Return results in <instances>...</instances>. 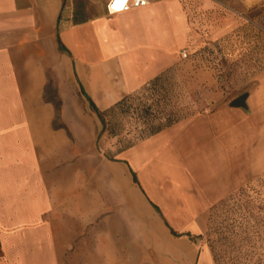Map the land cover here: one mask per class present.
Segmentation results:
<instances>
[{
    "label": "crops",
    "instance_id": "1",
    "mask_svg": "<svg viewBox=\"0 0 264 264\" xmlns=\"http://www.w3.org/2000/svg\"><path fill=\"white\" fill-rule=\"evenodd\" d=\"M106 1L76 21L73 0H0V264H112L97 238L82 241L83 148L101 128L89 102L109 108L183 61L182 49L247 22L222 0H149L112 14ZM244 92V105L193 111L116 160L138 176L153 162L184 192L168 198L193 216L264 173V71ZM165 251L163 264H213L186 238Z\"/></svg>",
    "mask_w": 264,
    "mask_h": 264
},
{
    "label": "rangeland",
    "instance_id": "2",
    "mask_svg": "<svg viewBox=\"0 0 264 264\" xmlns=\"http://www.w3.org/2000/svg\"><path fill=\"white\" fill-rule=\"evenodd\" d=\"M104 1L73 0L86 17L101 13ZM222 1L242 11L247 22L222 39L191 51L163 73L155 86L128 94L122 110L106 117L108 126L120 129V133L115 135L106 129L95 145L83 148L81 188L87 207L83 206L82 216L87 223L82 225V241L84 247L97 238L99 259L108 253L107 259H112V264H163L165 249L177 238L188 239L196 251L207 250L211 258L217 252L213 264H224L226 255L234 251L233 226L238 220V209L236 198L230 195L249 182L255 184L263 173L251 176L234 192L189 216V208H179L178 202L168 198H183L184 192L173 186L153 162L143 168L140 176L135 171L134 179L128 166L116 160L143 139L134 141L143 126L141 113L148 111L153 95L160 106L173 108L180 114L207 111L228 104L252 88L264 71V9L259 6L246 10L237 0ZM89 109L91 116L101 123L96 112L90 106ZM58 118L57 115L55 120ZM128 139L134 143L125 147ZM170 229L176 233L190 231L194 237L176 235ZM177 246L186 247L180 243Z\"/></svg>",
    "mask_w": 264,
    "mask_h": 264
},
{
    "label": "trees",
    "instance_id": "3",
    "mask_svg": "<svg viewBox=\"0 0 264 264\" xmlns=\"http://www.w3.org/2000/svg\"><path fill=\"white\" fill-rule=\"evenodd\" d=\"M259 6L264 9V2L258 6H255V8ZM74 19L76 21H82L86 19V16L82 13L81 15L75 13ZM59 48H63L60 42ZM161 75L153 78L143 87H147L148 85L155 86ZM127 100L128 95L124 96L105 110H99L93 104V102H89L90 106L96 112L98 118L101 121L99 136L106 129H109V131H111V133L115 135L120 133V129H117L114 126H108L106 117L108 114L117 109L122 110ZM155 100L156 97L153 95V103L148 106V111L145 114L141 113L143 126L137 132L136 137H134V141L156 133L157 131L186 115L184 113L180 114L178 110H174L173 108L169 109L164 106H160ZM58 106L59 103L55 102V107L57 109ZM134 141L133 139H128L125 147L132 145ZM132 174L133 178L135 179V173L132 172ZM251 191L253 192L254 196L250 193ZM230 196L236 198L237 204L235 205V207L238 209V214L236 215L238 220L235 226H233L235 227V230L233 231L236 232L233 236V239L235 240L234 251H232L231 254L226 255L224 260H227H223V263L264 264V176H260V178L256 179L255 184L249 182L246 185L241 186ZM153 206L158 209L156 205L153 204ZM171 231L176 235H187L190 239L194 237L189 231L181 233H176L172 229ZM216 253L217 252H214V254H212L214 261L216 260ZM222 257H224V255Z\"/></svg>",
    "mask_w": 264,
    "mask_h": 264
},
{
    "label": "built area",
    "instance_id": "4",
    "mask_svg": "<svg viewBox=\"0 0 264 264\" xmlns=\"http://www.w3.org/2000/svg\"><path fill=\"white\" fill-rule=\"evenodd\" d=\"M149 0H121L122 6L121 7H115L114 5L117 4L118 0H107L106 1V10L109 14L116 13V12H122L125 10H128L132 7H138L142 6L148 3ZM180 54L182 57H186L188 55L187 50L182 49L180 51Z\"/></svg>",
    "mask_w": 264,
    "mask_h": 264
},
{
    "label": "water",
    "instance_id": "5",
    "mask_svg": "<svg viewBox=\"0 0 264 264\" xmlns=\"http://www.w3.org/2000/svg\"><path fill=\"white\" fill-rule=\"evenodd\" d=\"M247 96V92H243L239 94L238 96L234 97L229 104L231 106H242L244 105L245 98Z\"/></svg>",
    "mask_w": 264,
    "mask_h": 264
},
{
    "label": "snow or ice",
    "instance_id": "6",
    "mask_svg": "<svg viewBox=\"0 0 264 264\" xmlns=\"http://www.w3.org/2000/svg\"><path fill=\"white\" fill-rule=\"evenodd\" d=\"M114 6H115V7H121V6H122V2H121V0H118L117 4L114 5Z\"/></svg>",
    "mask_w": 264,
    "mask_h": 264
}]
</instances>
